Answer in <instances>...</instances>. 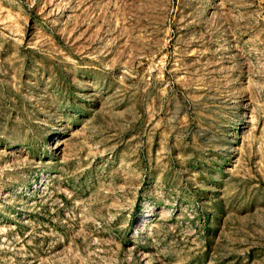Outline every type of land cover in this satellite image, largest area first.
Masks as SVG:
<instances>
[{
	"label": "rangeland",
	"instance_id": "obj_1",
	"mask_svg": "<svg viewBox=\"0 0 264 264\" xmlns=\"http://www.w3.org/2000/svg\"><path fill=\"white\" fill-rule=\"evenodd\" d=\"M0 264H264V0H0Z\"/></svg>",
	"mask_w": 264,
	"mask_h": 264
}]
</instances>
